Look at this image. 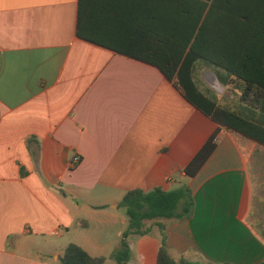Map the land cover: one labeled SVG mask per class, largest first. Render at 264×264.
<instances>
[{
  "label": "crops",
  "instance_id": "crops-1",
  "mask_svg": "<svg viewBox=\"0 0 264 264\" xmlns=\"http://www.w3.org/2000/svg\"><path fill=\"white\" fill-rule=\"evenodd\" d=\"M181 21L173 0H0V264H59L69 243L104 257L127 227L117 215L127 192L182 186L190 212L161 221L175 263L264 261L257 145L218 128L140 60L170 61ZM80 214L120 228L91 233ZM128 244L129 264H156L157 227Z\"/></svg>",
  "mask_w": 264,
  "mask_h": 264
},
{
  "label": "trees",
  "instance_id": "trees-1",
  "mask_svg": "<svg viewBox=\"0 0 264 264\" xmlns=\"http://www.w3.org/2000/svg\"><path fill=\"white\" fill-rule=\"evenodd\" d=\"M173 7L174 13L182 15L181 22H174V57L165 63L140 60L157 68L190 105L218 128L240 142L264 148V0H173ZM204 69L211 70L236 100L221 103L204 83ZM214 139L215 135L185 169L188 176L214 150ZM192 204L186 186L171 191L155 188L127 192L118 204L125 211L127 227L111 255L114 264H129L128 240L151 234L154 226L160 239L156 264H200L183 259L175 263L168 253L165 225L161 223L186 217ZM105 261V257H92L73 243L65 247L59 258V264Z\"/></svg>",
  "mask_w": 264,
  "mask_h": 264
},
{
  "label": "rangeland",
  "instance_id": "rangeland-1",
  "mask_svg": "<svg viewBox=\"0 0 264 264\" xmlns=\"http://www.w3.org/2000/svg\"><path fill=\"white\" fill-rule=\"evenodd\" d=\"M207 71L211 72V70H208V69H204L202 71V79H203L204 72H207ZM216 94L218 95L219 101L221 103L231 102V101H234V99L236 100V98H233L231 93L228 92L227 90H225V88L222 91H220L219 93H216ZM250 153L252 154V158H253V161H254L253 170L255 172L258 171L257 182L259 184V188L256 189L257 193L255 192V188H254V202L258 203V201L260 200L261 203H258L260 205H259V207L258 206L257 207L260 208V206H261V208H262L261 210H259L258 214H256V216H257L256 218H258L256 226L258 227V229L260 231H262L264 229V148L258 147V146H254L253 150ZM261 188H263V190ZM257 196L260 197V199ZM117 213H118L117 215L119 217H123L124 219H126L125 218V214H124L122 209H120V211L117 212ZM80 216H81L82 220L85 221L88 224L87 225V226H89L88 230L91 231V233L94 232V230H99L100 228L107 229L110 232L113 231V230H116V227L120 228V223H117L116 225L114 224V225L101 227L99 225H96L95 222L89 221L87 215L80 214ZM100 217L101 216H93L94 219H99ZM114 251H115V248L112 251H110L109 253H105L106 254L104 256L106 258L105 264H114L112 259H111V255L113 254Z\"/></svg>",
  "mask_w": 264,
  "mask_h": 264
},
{
  "label": "water",
  "instance_id": "water-1",
  "mask_svg": "<svg viewBox=\"0 0 264 264\" xmlns=\"http://www.w3.org/2000/svg\"><path fill=\"white\" fill-rule=\"evenodd\" d=\"M203 81L210 89H212L216 93H219L224 89V87L218 81L217 77L212 72H204Z\"/></svg>",
  "mask_w": 264,
  "mask_h": 264
},
{
  "label": "built area",
  "instance_id": "built-area-1",
  "mask_svg": "<svg viewBox=\"0 0 264 264\" xmlns=\"http://www.w3.org/2000/svg\"><path fill=\"white\" fill-rule=\"evenodd\" d=\"M79 163V158L78 157H73V159L69 163V169H73L76 167V165ZM52 235H56V232H53Z\"/></svg>",
  "mask_w": 264,
  "mask_h": 264
}]
</instances>
